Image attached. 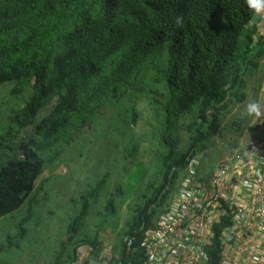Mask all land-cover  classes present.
Listing matches in <instances>:
<instances>
[{
  "label": "trees",
  "instance_id": "1",
  "mask_svg": "<svg viewBox=\"0 0 264 264\" xmlns=\"http://www.w3.org/2000/svg\"><path fill=\"white\" fill-rule=\"evenodd\" d=\"M254 14L246 0H0V218L34 211L65 146L112 131L129 140L119 148L134 141L128 158L147 144L142 201L110 262L140 264L139 244L178 178L210 148L230 104L246 97L254 57L264 56V40L253 42L248 28ZM140 121L146 129L136 134ZM108 175L72 200L79 213L49 264H73L80 246L92 257L106 250L101 215L122 187L106 185ZM91 214L94 230L78 231ZM218 244L207 248L208 264H217Z\"/></svg>",
  "mask_w": 264,
  "mask_h": 264
},
{
  "label": "rangeland",
  "instance_id": "2",
  "mask_svg": "<svg viewBox=\"0 0 264 264\" xmlns=\"http://www.w3.org/2000/svg\"><path fill=\"white\" fill-rule=\"evenodd\" d=\"M248 84L246 77L244 89L247 93L250 90ZM4 92L0 87V93ZM243 109L231 114L232 108H229V112L224 113L215 138L210 144L211 149L208 147L202 154V162H219L221 157L225 158L229 152L228 148L237 140L251 141L247 139V131L254 135L261 132L260 128H264V122H248L250 116L246 115ZM108 125L106 121L103 123L104 127ZM145 129V122L140 121L134 132L143 134ZM128 142V138L122 135L101 130L98 134L85 133L70 146H65L54 161L48 164L54 173L50 176L48 168L44 173L42 179L47 182L37 196L38 204L34 211L26 215L25 207L17 213L0 218V264H49L59 244L66 237L70 223L79 213V207L77 208L72 200L87 192L105 174H109L106 185L122 186L120 197L115 199L113 206L111 205L112 212L101 215L106 222L101 225L99 232L106 247L116 245L120 239L119 235L127 229L133 205L141 203L144 194V182L141 178L145 166L140 162H146L148 159L147 154L145 157L141 156L147 144H141L134 157L131 155L128 158L129 150L136 149L131 146L134 141L128 144L130 147L127 150L122 146L119 148L121 144ZM89 143H92L94 148L88 146ZM113 146L117 147L116 150ZM135 157L140 160L135 161ZM101 206L92 205L91 213L101 211ZM94 214L82 220L78 231L86 233L94 230L99 223Z\"/></svg>",
  "mask_w": 264,
  "mask_h": 264
},
{
  "label": "built area",
  "instance_id": "3",
  "mask_svg": "<svg viewBox=\"0 0 264 264\" xmlns=\"http://www.w3.org/2000/svg\"><path fill=\"white\" fill-rule=\"evenodd\" d=\"M200 160L190 161L146 231L140 264H208L207 248L215 238L217 264H264V140L214 164L204 179L197 173ZM133 242L127 248L136 251ZM113 257L111 247L92 257L80 246L73 264H110Z\"/></svg>",
  "mask_w": 264,
  "mask_h": 264
},
{
  "label": "crops",
  "instance_id": "4",
  "mask_svg": "<svg viewBox=\"0 0 264 264\" xmlns=\"http://www.w3.org/2000/svg\"><path fill=\"white\" fill-rule=\"evenodd\" d=\"M248 28L250 30H255V33L253 34L252 40L253 42H257L260 39L264 40V11H262L261 13H255L253 19L251 20V22L249 23ZM264 47V46H263ZM255 54V53H254ZM255 58V62H256V69H254L252 72L249 73L247 80H248V85H249V93H247V91H245L246 93V97L244 99V101L239 102L238 100H236L235 102L230 104V108H232L231 110V114L234 113H238L240 112L241 109H243V107L247 104V102L249 101V99H257L260 101V103L262 105H264V56L261 57L260 59ZM244 111V109H243ZM229 112V110H228ZM226 113V112H225ZM244 113V112H243ZM224 115V114H223ZM244 115V114H243ZM251 120L253 121H258L261 120L264 122V115H262L259 118H255L250 116V119H248V122H250ZM261 132L258 135H254V133H251L249 131H247L248 133H246L247 139H250L251 141L248 142H243L242 139L237 140L236 142H234V144H231V147L228 148L229 152L228 154L225 156V158L221 157L220 161H226L229 160L236 151H242V152H246L248 145L250 143H256V142H260L261 140H264V128H260ZM251 131V130H250ZM219 161V162H220ZM215 162V163H214ZM218 162L216 161H209V162H203L199 163V167H198V176L201 179H204V173H207L208 171H210L213 167L214 164H216Z\"/></svg>",
  "mask_w": 264,
  "mask_h": 264
},
{
  "label": "clouds",
  "instance_id": "5",
  "mask_svg": "<svg viewBox=\"0 0 264 264\" xmlns=\"http://www.w3.org/2000/svg\"><path fill=\"white\" fill-rule=\"evenodd\" d=\"M246 3L250 9L254 10L255 13H261L264 11V0H246ZM179 22L180 21L178 19L177 23ZM244 112L248 116L259 118L264 115V105H262L257 99H250L245 105ZM200 162L202 161L200 160ZM181 179L182 178H178L177 182H180Z\"/></svg>",
  "mask_w": 264,
  "mask_h": 264
}]
</instances>
